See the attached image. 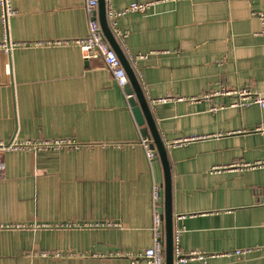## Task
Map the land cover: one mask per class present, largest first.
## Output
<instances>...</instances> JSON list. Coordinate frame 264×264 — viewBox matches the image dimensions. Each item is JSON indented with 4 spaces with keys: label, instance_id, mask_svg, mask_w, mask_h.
Wrapping results in <instances>:
<instances>
[{
    "label": "crops",
    "instance_id": "1",
    "mask_svg": "<svg viewBox=\"0 0 264 264\" xmlns=\"http://www.w3.org/2000/svg\"><path fill=\"white\" fill-rule=\"evenodd\" d=\"M132 3L152 5L117 20L124 39L111 29L129 61L137 58L132 67L168 147L178 244L185 253L248 251L186 264H264V167L212 171L264 161V109L233 107L223 95L264 97V0H112L108 9ZM14 7L9 53L0 20V143L66 138L85 148L6 152L0 217L23 228L0 229V264H132L124 253L154 240L160 167L140 145L124 88L75 44L88 35L86 1ZM165 98L176 100L157 102Z\"/></svg>",
    "mask_w": 264,
    "mask_h": 264
},
{
    "label": "built area",
    "instance_id": "2",
    "mask_svg": "<svg viewBox=\"0 0 264 264\" xmlns=\"http://www.w3.org/2000/svg\"><path fill=\"white\" fill-rule=\"evenodd\" d=\"M16 0H0V20L3 26V40L1 43V47L5 49L8 53L11 49L15 48L17 45L13 44L9 41V24L12 17L17 13L14 3ZM86 1V12L89 18V27H88V35L84 39L78 40L75 44L78 46L83 61H90L92 59H102L106 65V67L113 73L117 84L119 87L124 88L128 83V77L126 72L117 56L115 51L109 46V44L105 41L104 35L102 33L100 24L96 17L99 0H85ZM107 5H109L112 0H105ZM152 3H132L129 7L121 10V11H113L108 9L107 17L110 23L111 28L114 33L120 38L124 39L125 35L121 34L117 31V20L130 13H145ZM259 19L261 20L264 34V14L259 15ZM132 65L134 69L137 68V58H131ZM223 95H229L234 98L233 107L244 108L251 105H258L260 108L264 109V97L260 95H255L249 89H236L233 91H224ZM171 100H176L173 98H165L158 99L157 102H167ZM181 100V99H178ZM220 108L213 107L211 109L212 112H217ZM206 138V137H203ZM200 139L199 137H193L187 139L185 141H178L174 143L175 145H183L189 143L191 141ZM151 142L148 139H142L140 141V145L144 148L147 159L149 160L152 169L155 171L157 167V163L155 162L156 154L150 148ZM85 147V144L78 143L73 141L72 139H54V140H42V141H27L22 144L11 143L9 146L0 143V179L3 177L5 169H6V152L11 150H19V149H31L35 151H61L64 149H76L79 150ZM257 167H264V161L249 164V163H234L229 166L216 167L212 171L214 173L221 171H229V170H249L255 169ZM160 186L155 178V183L153 186V199L156 205V209L158 203L160 201ZM179 219H182L180 217ZM161 218L157 210H155L154 217V240L152 246L142 252L134 253H124V256L128 257L131 260L132 264H165V250L163 243V234L161 233ZM23 225L20 224H4L0 217V229H22ZM180 231L175 230L174 232V242H175V264H186L189 262H201L206 263L210 259L220 258V257H242L245 256L248 251L246 250H236L230 251L221 254H210L204 253L200 251H192L189 253H185L181 250L179 246L180 239ZM121 253H112L109 255L120 256ZM44 256V255H43ZM100 257L106 255H97Z\"/></svg>",
    "mask_w": 264,
    "mask_h": 264
},
{
    "label": "water",
    "instance_id": "3",
    "mask_svg": "<svg viewBox=\"0 0 264 264\" xmlns=\"http://www.w3.org/2000/svg\"><path fill=\"white\" fill-rule=\"evenodd\" d=\"M107 12V2L99 0L95 19H98L105 41L115 51L126 72L128 83L125 85L124 90L130 97L129 104L132 108L134 119L140 128L142 138H146L149 141L152 140L150 141V148L156 154L155 162L160 167L161 178L158 181L160 186V207L158 208V213L162 223L161 233L164 236L165 264H175V216L173 211L172 172L168 147L160 134L150 103L135 70L109 26Z\"/></svg>",
    "mask_w": 264,
    "mask_h": 264
},
{
    "label": "rangeland",
    "instance_id": "4",
    "mask_svg": "<svg viewBox=\"0 0 264 264\" xmlns=\"http://www.w3.org/2000/svg\"><path fill=\"white\" fill-rule=\"evenodd\" d=\"M85 147L81 148V150H83ZM80 150V149H79Z\"/></svg>",
    "mask_w": 264,
    "mask_h": 264
}]
</instances>
